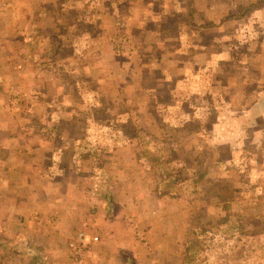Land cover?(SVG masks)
I'll return each instance as SVG.
<instances>
[{
  "label": "rangeland",
  "instance_id": "1",
  "mask_svg": "<svg viewBox=\"0 0 264 264\" xmlns=\"http://www.w3.org/2000/svg\"><path fill=\"white\" fill-rule=\"evenodd\" d=\"M75 1L82 16L92 12L91 6L96 10L109 9L111 13L103 51L94 50L93 63L100 65L104 74H110L105 79L107 84L112 85L115 78L120 82L132 78L125 73L126 62L127 66L134 64L133 78L139 79L138 57L155 64H170L167 72L151 75L152 81L162 83L158 101L145 105L147 111L142 108L139 111L135 104L123 101L106 112L102 106L96 108L86 103L91 99L89 87L95 82L83 83L80 65L78 68L76 63L70 65L66 78L78 77L79 89L67 91L82 100V104L75 100L78 103L60 105L57 101L53 117L47 114L50 109L45 104L47 96L22 86L19 77L11 75L9 80L6 77L8 81L0 84L3 101L0 114L9 120L11 139L19 147L14 156L27 164V168L19 170L27 182L6 186L16 191L9 192L8 201H14L12 207L17 210L19 206L27 207L24 200L27 197L20 198L19 191L50 194V189L58 188L57 181L50 180L51 167L44 164L49 158L60 164L56 175L67 176L57 191H70L69 199L72 194L81 201L85 197L99 199L100 212L110 219L114 236L107 237L106 232L97 230L96 233L98 238L99 234L104 235L101 238L104 252L107 248L114 251L121 248L123 257L118 255L119 251L115 252L119 264H264V172L259 169L256 176L262 185L240 180L248 181L242 171L258 168L257 159L250 163L251 159L236 153V159L247 162L234 163L229 177L211 176L204 180L200 177L206 168L210 167L212 175L214 170L224 169L228 160L224 157L225 147H254L250 143H261L258 147H264V138L257 139L254 135L256 132L264 136L261 131L264 102L258 105L252 101L264 91V0H65V3ZM188 5L192 8V20L187 18ZM20 20L25 24L24 18ZM135 20L136 23L139 20L138 26L133 25ZM100 31L95 30L94 34L101 36ZM120 37H124V43L117 50L114 43ZM143 40H152L154 46L144 47ZM14 44L25 48L24 41ZM85 45L89 47L88 42ZM175 45L177 48L171 49ZM115 64L124 65L122 74L115 71ZM5 69L6 66L0 69L2 78L9 74ZM154 112L157 115H153V121L146 122V127L139 125L143 123L139 113ZM65 116L72 119H62ZM126 116L132 117L135 126L132 138L116 135L118 124ZM59 118L64 121L61 125ZM162 129L168 136L162 134ZM125 138L131 140L129 153L136 163L129 175H140L142 182L134 183L132 178L123 182L126 174L114 169L116 162L128 159V153L119 152L125 143L116 145V141ZM4 139L0 138V146ZM52 149L53 153L49 152ZM30 161L43 165L31 168ZM88 205L92 209L91 203ZM154 209L159 211L157 217ZM17 210L9 218L0 214L2 264H13L14 260L19 264H49L45 254L48 249L39 229L46 231L48 224H57L58 214H48L33 206L32 215L22 220L23 215L17 214L22 211ZM92 224L89 220L82 228L91 231ZM8 226L16 231L10 233ZM19 226L34 231L30 233L32 237L27 239V233L20 232L24 229ZM50 231L53 240L57 232ZM75 231L56 236L53 247L55 252L65 254L68 262L65 241ZM67 261L62 263L68 264ZM89 262L96 264L93 260Z\"/></svg>",
  "mask_w": 264,
  "mask_h": 264
},
{
  "label": "crops",
  "instance_id": "2",
  "mask_svg": "<svg viewBox=\"0 0 264 264\" xmlns=\"http://www.w3.org/2000/svg\"><path fill=\"white\" fill-rule=\"evenodd\" d=\"M90 8H92V12L88 13L87 16L85 15V17L81 15L82 11L77 1L71 4L65 3V0H0V25H3L0 28V42L2 41V44H0V69L1 67L6 66L5 72H9V74L5 75L4 78L0 77V84H2L3 82H7L9 80L8 76L13 75L19 77V79L22 81V86L25 85L28 89H36L35 93L38 95L44 94L45 97L47 96L45 98V104L49 105L48 107L50 109L48 110L47 114L49 117H51L53 115V110H55V113H57V109H55L54 105H56L58 102H61L60 105H62L63 103L66 104L65 102L72 105L74 102L78 103L79 101L77 98L72 97L68 92L73 88L76 91L79 89L80 83L78 77L72 80H68L66 78V73L68 72L70 65L76 63L78 68L79 65L81 68L80 74L83 76L82 82L86 85H88V80L92 81V83L95 82L93 83V86L89 87L91 92H89L88 96H90L91 99L90 101H86V103H89V105H92L96 108H100L102 106L101 109L106 112L109 110L112 111L114 105L118 104V102L120 101H123L127 104H135V106L138 107L139 111L141 110V108L144 111H147L145 105L154 104L158 101L159 89L161 90L160 85L162 83V81L160 80L152 81L151 75H157L159 73L167 72L168 65L170 63L155 64L150 59H145L149 60V62H145L143 58L139 59L138 57V60L140 62L138 70L139 79L137 77L133 78V75L136 74L133 68L135 67L134 64H129L127 66L128 62H126L125 73L132 78L126 80L125 82L117 81L115 78L114 81H112V85L107 84L108 81L105 82V79L110 74H104L99 69L100 65L95 66L93 65V63L95 59L94 50H97L98 52L103 51L102 45L105 40L106 32L107 29L111 27V24L109 23V21L111 20L109 18L111 13L109 12V9H104L103 7H100L97 10L93 9L92 6ZM72 10H75V12L72 13ZM69 11H71V14H69ZM20 18H24V21L26 20L25 24L20 20ZM135 23L136 20L133 22V25H135ZM138 24L139 20H137L136 26H138ZM18 25H21L22 27L18 29ZM98 29H101V36L94 34V31ZM139 29L142 31L140 27ZM16 41H24L25 48L15 45L14 43H16ZM85 42L89 43V47H86L87 45H85ZM142 44L144 45V47L154 46L152 40H143ZM174 48H177V45H175L171 49ZM140 55L142 54L140 53ZM160 56V60L163 59L161 54ZM88 57H90L91 62H88ZM152 60H154V58ZM173 62L174 60H172L171 63ZM122 66L115 64V71L119 70V73L122 74L120 72V70L123 69ZM147 76L151 78H147ZM6 77H8L7 81ZM116 85H118V91L116 89ZM119 91H122V93L119 94ZM169 93H171V89H169L168 94ZM79 96L83 95L80 93ZM70 97H72L74 101ZM38 100H40L39 97ZM1 101L2 99L0 97V104H2L3 102ZM252 101H254V104L258 105H260V103H263L264 91H262L256 98L252 99ZM79 102L81 103L82 100H80ZM178 103H181L180 100ZM1 107L2 106L0 105V111ZM136 112L138 113V111ZM119 113L120 112H118V114ZM153 115H157L156 112L149 115H143L139 113L140 119H143V123H139V125H142V127H146V122L148 123L153 121ZM195 116L197 115L195 114ZM131 118L132 117L126 116L121 119V123H119L117 126L116 135L131 137V134H134L132 128H135V126L132 124ZM62 119L70 120V118H68L67 116L63 117ZM133 119L135 121V118ZM59 120V125H61L64 121L61 120V118H59ZM261 121L264 122V114L261 115ZM8 122L9 120L4 115L0 114V138H5V142H2V145L0 146V214L4 215L5 213V215L9 218L13 216L12 213L17 209H15L16 207H12L14 205V201H8V198L11 195V193L9 192H12L11 190L14 189L6 186H12L14 183L19 184L23 181L27 182L26 178L22 175L23 172L20 173L19 171L20 168H27V164L22 159H20V161H17L19 159H17V156H14L19 151V147L14 144L13 138L11 139L12 133L9 131ZM261 131L264 132V129ZM15 134L18 135L17 133ZM254 135L257 137V139H259L260 137L264 138V136H261L256 132L254 133ZM113 143H115V141H113ZM123 143H125V146H122L121 149H119V152H122L123 155L128 153V159H126V161H123L122 163L116 162V167L114 166V169L116 173L119 172L120 174H126V176L123 177L126 181L123 179V182L131 181L130 178L133 179L134 183L142 182L139 179L140 175L139 177L129 175L131 170L134 169V164L136 163L135 161H133L132 155L129 153L131 151L129 147V144H131V140L129 138H125V140L116 141V145H118L117 147H119V145H122ZM250 144H253L254 147H225L226 150L224 151H226L227 153L224 157H227L228 160L224 169L219 172H216V169V171H213L212 175V171H210L209 167L201 172L200 177H202L203 180L211 176L229 177L231 171L233 170L230 169L233 167L234 163L238 164V160H242L240 158L236 159L234 157L236 153H240L241 156L251 159L250 163H253L255 159H257L259 163L258 168L250 167L249 171H242L244 175L249 179L248 181H246L245 179H240L241 182H249V185H262V183L259 181V178H256V176L259 169H262V171L264 172V147H258V145L261 143ZM52 151L54 150L52 149L49 152L53 153ZM242 161L244 163L247 162L245 160ZM30 162L31 168L43 165V163H39L37 161L34 163H32V161ZM44 164L51 167L49 169L52 172H49V177L51 178L50 180H53L54 182L57 181V189H59V186L67 181V176L56 175V168L60 164L49 158H46ZM215 167L216 166H214V168ZM235 168L238 169L237 167H234V169ZM236 169L235 171H238ZM242 169H245L244 165ZM253 169H255L254 172H252ZM233 174L237 177L235 172H233ZM57 189H50V194H38V192L34 191L30 192V194L25 193V191L18 192H21L19 196L20 198L27 197L24 199L26 200L27 207H24L23 209L20 206L18 207V210L20 209V211L22 212L17 214L23 215V217L19 216L20 218H22V220L24 216L32 215L33 206L36 210L37 208H40L45 212H48V214L57 213L59 216V221L54 226L48 224V226L46 227V231H41V229H39V231L43 233L42 242L43 244H46L45 248L48 249L45 254L47 256L46 261H48L49 264H63L68 260V258L66 260L65 254L63 256V253L54 251L53 247L55 244V239H57L56 236L58 237L61 233L66 234L71 229L74 232L76 229L82 228L84 226V222L87 223V221L89 220L92 221L93 228L91 229V231L93 233H96L97 230L103 233L106 232L105 236L107 237L109 235L114 236V231L112 230L111 223L109 222L110 219L108 217L104 218L103 214H101L100 212L101 207L99 199L94 198L90 200L85 197L84 201H81L80 197L75 194H72V198L69 199L71 194L70 191H57ZM14 192L16 191L14 190ZM134 200L137 201V199ZM138 201H141V198H138ZM90 203L92 209H90V206L88 205ZM158 214L159 211L157 209H154V215L157 217ZM19 227L20 229L25 228L21 226ZM86 228L89 227L86 226ZM7 230L10 233L16 231L13 227L10 226H8ZM50 230L57 232L55 233L53 240L51 238ZM20 232L27 233L28 236L26 238L30 239V236L32 237L30 233H33L34 231L31 232V230L29 229H24ZM99 235L100 236L97 242L92 245L95 251L93 249H90L88 251V256H86L85 264H88L90 260H93L94 262H96V264H119L117 263V261H115V259H117L115 252L119 251L118 255H122V253H120L121 248L116 249V251L112 249L109 250L107 248L104 252L101 246L103 245L104 249L105 244L101 241V238L104 235H102V233ZM50 248H52L53 250L50 251ZM99 250L102 252H100ZM2 263L3 259L2 255H0V264ZM22 263L23 262H21V264ZM90 263L91 262H89V264ZM13 264H19V262L14 260ZM68 264H70V259Z\"/></svg>",
  "mask_w": 264,
  "mask_h": 264
},
{
  "label": "built area",
  "instance_id": "3",
  "mask_svg": "<svg viewBox=\"0 0 264 264\" xmlns=\"http://www.w3.org/2000/svg\"><path fill=\"white\" fill-rule=\"evenodd\" d=\"M124 37L118 38L114 46L121 49L123 47ZM88 229L80 228L67 239L66 251L70 259V264H84L86 253L91 249L92 245L99 239L96 233L87 231Z\"/></svg>",
  "mask_w": 264,
  "mask_h": 264
},
{
  "label": "trees",
  "instance_id": "4",
  "mask_svg": "<svg viewBox=\"0 0 264 264\" xmlns=\"http://www.w3.org/2000/svg\"><path fill=\"white\" fill-rule=\"evenodd\" d=\"M251 5V4H250ZM249 4H248V6H250ZM191 5H188V8H187V18L188 19H190V20H192L193 19V13H192V8L190 7ZM233 16H236V14H233ZM68 118H70V120L72 119V117H68ZM169 128V127H168ZM164 130L165 129H162V134H164V136H168V133H166V132H164ZM167 130V129H166ZM163 136V137H164ZM164 139V138H163ZM162 139V140H163ZM137 140H139L138 138H137ZM139 142V141H138ZM139 145H141V143H139ZM61 146L62 147H67L66 145L65 146H63L62 144H61ZM222 200H225V199H220V201H222ZM204 230H206V227L204 226ZM195 233H197V231H195Z\"/></svg>",
  "mask_w": 264,
  "mask_h": 264
}]
</instances>
